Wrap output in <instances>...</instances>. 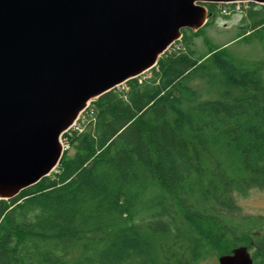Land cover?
I'll list each match as a JSON object with an SVG mask.
<instances>
[{
  "label": "trees",
  "instance_id": "trees-1",
  "mask_svg": "<svg viewBox=\"0 0 264 264\" xmlns=\"http://www.w3.org/2000/svg\"><path fill=\"white\" fill-rule=\"evenodd\" d=\"M203 5V26L237 5L264 33V4ZM202 27L92 100L57 167L0 200V264H200L241 245L264 264V216L235 199L264 192V79L226 46L197 55Z\"/></svg>",
  "mask_w": 264,
  "mask_h": 264
},
{
  "label": "water",
  "instance_id": "water-1",
  "mask_svg": "<svg viewBox=\"0 0 264 264\" xmlns=\"http://www.w3.org/2000/svg\"><path fill=\"white\" fill-rule=\"evenodd\" d=\"M206 2L0 0V200L50 174L88 104L137 77L207 21ZM218 264H253L244 245Z\"/></svg>",
  "mask_w": 264,
  "mask_h": 264
},
{
  "label": "rangeland",
  "instance_id": "rangeland-1",
  "mask_svg": "<svg viewBox=\"0 0 264 264\" xmlns=\"http://www.w3.org/2000/svg\"><path fill=\"white\" fill-rule=\"evenodd\" d=\"M225 10L227 9L222 11L223 14H217L211 24L203 26L199 31L195 38L196 54L203 56L209 47L226 46L233 61L246 68H257L264 79V33L248 34L242 27V14L237 5L232 11ZM146 73L147 71L143 74L146 76ZM192 84L204 92V95H212V92L207 94V85L203 79H195ZM235 199L241 209L237 216H264V192L259 189H250L244 195H236ZM249 252L252 254L253 249L249 248ZM200 264H218V261L216 257H209Z\"/></svg>",
  "mask_w": 264,
  "mask_h": 264
},
{
  "label": "built area",
  "instance_id": "built-area-1",
  "mask_svg": "<svg viewBox=\"0 0 264 264\" xmlns=\"http://www.w3.org/2000/svg\"><path fill=\"white\" fill-rule=\"evenodd\" d=\"M71 127H75V128H77V125H76V123L75 124H73ZM64 134V133H63ZM61 143H62V146H63V149H67L68 148V144H67V142H66V139L63 137V135L61 136Z\"/></svg>",
  "mask_w": 264,
  "mask_h": 264
}]
</instances>
